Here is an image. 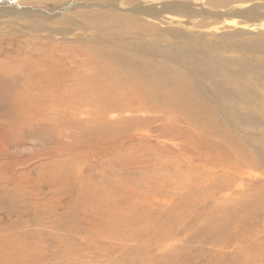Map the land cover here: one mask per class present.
Listing matches in <instances>:
<instances>
[{
  "label": "rangeland",
  "instance_id": "obj_1",
  "mask_svg": "<svg viewBox=\"0 0 264 264\" xmlns=\"http://www.w3.org/2000/svg\"><path fill=\"white\" fill-rule=\"evenodd\" d=\"M137 1L0 0V264H264V0Z\"/></svg>",
  "mask_w": 264,
  "mask_h": 264
},
{
  "label": "bare ground",
  "instance_id": "obj_2",
  "mask_svg": "<svg viewBox=\"0 0 264 264\" xmlns=\"http://www.w3.org/2000/svg\"><path fill=\"white\" fill-rule=\"evenodd\" d=\"M92 1H99V0H89V2L91 3V4H97V2L96 3H94V2H92ZM105 3H103V4H114V2H116V1H120V0H103ZM144 1L145 0H138L137 2H136V6H140V8L139 9H137V10H135V14H138L139 16H141V17H143V18H145V19H147V20H152V21H159L160 22V24H164V25H166V24H168V22L167 21H165L166 20V18H171V22H170V25L172 24V23H174V25H175V23H178V24H183V23H186V21H181L180 19H182V17L184 16L182 13H184V12H189V13H191V14H193V13H196L197 15H201V14H204V15H206V14H208V15H211L212 13H209V11H207L205 8H204V6H205V4L206 3H208L209 5H213V4H215L217 1L216 0H191V1H194V2H186L185 3V1H182V2H180V1H178V0H174V1H171V0H162V1H160V2H158V3H156L155 1H152V0H147L146 1V3H144ZM220 2V1H219ZM222 2V1H221ZM248 5V4H247ZM245 5V7L244 8H236V10H229L227 13H225V14H222V13H219V14H216V15H214V16H218V18L219 17H221L222 15H230L231 17V19L232 20H230L229 21V23H230V25L231 24H233L234 26H238V25H242L241 26V28H244V29H251V30H256V29H259V30H264V22H261V23H259V24H256V23H254L255 22V20L252 18V17H249V15L251 14V13H253V12H256L257 11V9L258 8H255L256 6H253V5ZM253 6V7H252ZM111 7H113V8H115V9H118V10H120V12H123L125 9L124 8H119L118 6H115V5H111ZM198 7H200V9H198ZM258 7H260V8H264V4H259L258 5ZM23 9V8H22ZM21 10V9H20ZM188 10V11H187ZM184 11V12H183ZM20 12H22V11H20ZM108 12V13H107ZM106 12V14H109V16L108 17H110V21L108 22V23H111V21H113L112 23H114V25H116L115 24V22H117V24H119V23H124V24H127V19H126V17L125 16H123V15H120V14H115L114 12H112V11H107ZM46 14H49V15H52V12H45ZM81 13V12H80ZM188 13V14H189ZM25 14H27L30 18L31 17H35L36 15H40V13H38L37 12V9H31V8H28V13H25ZM94 14H96L95 13V11H88L87 12V16H84V14H83V16L87 19V20H89V21H92V22H94L95 23V25H96V27L97 28H99L101 31H105L104 33L105 34H114V33H117L118 31L117 30H112V29H109L108 30V28H109V25L110 24H108V23H106V22H104L103 20L106 18H100V17H95L94 16ZM98 14H101V13H98ZM105 14V15H106ZM26 15V17H28ZM53 15H56V12H54V14ZM102 15V14H101ZM104 15V16H105ZM163 15H165V16H163ZM194 15V14H193ZM161 16H162V18H161ZM195 16V15H194ZM213 16V15H212ZM87 17H89V18H87ZM101 17H103V15L101 16ZM187 17L188 18H190V19H193V17H189L188 15H187ZM186 17V18H187ZM175 18H178V19H175ZM185 19V18H184ZM41 20V19H40ZM237 20H239V21H242L241 23H238V21ZM119 21H121V22H119ZM188 22L190 21L189 19L187 20ZM257 22V21H256ZM169 25V24H168ZM238 28V27H237ZM120 31H122V30H120ZM193 50V49H192ZM149 51H150V49H149ZM194 55L196 56V49H195V47H194ZM192 52V51H191ZM147 55H148V53H147ZM178 57V56H177ZM85 62V61H84ZM250 65H253V64H250ZM255 65V64H254ZM256 65H258V64H256ZM261 65V64H260ZM263 65V64H262ZM242 67V66H241ZM256 67V66H255ZM259 67V68H258ZM200 68V67H199ZM252 68V67H251ZM254 70L259 74H262V73H264V66H263V68L261 67V66H257V69L256 68H254ZM203 71V70H202ZM113 72V71H112ZM102 74H106V72H103ZM110 74H111V72H110ZM110 74L107 76V80H110ZM136 75H139L140 76V74L138 73V72H136L135 73ZM154 74V73H153ZM259 74V75H260ZM54 76V75H56V70H54V69H51V70H48V71H44V72H42L41 74H40V76H39V79L38 80H40V86H42L43 85V83H44V81L43 80H41V78H43V79H47V77H49V76ZM107 75V74H106ZM152 76H155V74L154 75H152ZM170 76V75H169ZM168 76V77H169ZM262 76H264V75H262ZM105 77V76H104ZM142 78H144V77H142L141 76V78H140V83H143L144 82V80L142 79ZM155 78H157V76L155 77ZM158 78H160V77H158ZM171 78V77H170ZM169 78V79H170ZM178 78V77H177ZM172 79V78H171ZM170 79V80H171ZM175 79V78H174ZM157 80V79H156ZM159 80H162L163 81V79H159ZM118 81H120V80H118V79H116V78H114L112 81H111V83H110V87H109V90H113V91H116V89H119V91L117 92V94L118 95H120L121 93H120V86L123 84L122 82H118ZM162 81H158V82H162ZM173 81V83L175 82L174 80H172ZM182 84H183V87H184V81L185 80H183L182 79ZM61 78L60 77H58L57 75H56V78H54L52 81H51V83L52 84H55L56 83V88L57 87H60V85H61ZM157 82V83H158ZM170 82V81H169ZM180 82V81H179ZM50 83V82H49ZM171 83V82H170ZM177 83H178V81H177ZM161 84V83H160ZM160 84H158L159 86H160ZM162 84H163V82H162ZM161 84V85H162ZM168 84V83H167ZM193 84H195V83H193ZM197 84V83H196ZM141 85V84H140ZM143 85V84H142ZM175 85V84H174ZM179 85V87L180 86H182L181 85V82H180V84H178ZM191 85V84H190ZM189 84H188V88L190 87L191 88V86H190ZM123 86V85H122ZM177 86V85H176ZM175 86V88H177ZM193 86V85H192ZM197 86V85H196ZM142 87V86H141ZM187 87V86H186ZM199 86H197L196 88H198ZM217 87H219V86H217ZM39 88V87H38ZM181 88V87H180ZM195 88V89H196ZM200 88V87H199ZM31 89V88H30ZM126 89V88H125ZM178 89V88H177ZM194 89V90H195ZM219 90V88H216V89H214V90ZM49 90V89H48ZM143 90V89H142ZM147 90H149V89H147ZM183 90V89H182ZM184 90H185V88H184ZM183 90V91H184ZM187 90H189V89H187ZM231 90H233V91H238V89H237V87H235V88H233V89H231ZM31 91V90H30ZM113 91H110L109 93H108V95L109 96H112L113 95ZM175 92H176V90H174ZM178 91H180V90H178ZM177 91V93H179ZM190 91H192L191 89H190ZM196 91V90H195ZM55 92V90L53 89V91H52V93H54ZM186 92V91H185ZM124 93H125V91H124ZM182 93V92H181ZM181 93H179V95L182 97L183 96V98L186 96L187 98H188V96L189 95H183V93H182V95H181ZM187 94H188V91L186 92ZM192 93V92H191ZM215 93V92H214ZM216 93H218L217 91H216ZM219 93H220V91H219ZM219 93H218V95H219ZM224 93H227V92H224ZM193 94V93H192ZM221 94V93H220ZM40 95V97L42 96L41 94H39ZM127 95V94H126ZM129 95V94H128ZM150 95V94H149ZM121 96V95H120ZM220 96H222V95H220ZM224 96V95H223ZM225 96H227V94L225 95ZM231 96V95H230ZM148 97V96H147ZM193 97V96H192ZM216 97H217V94H216ZM142 98H144V97H142ZM228 108V107H227ZM227 108H226V110H227ZM231 109V108H230ZM224 110L225 109H223V112H224ZM225 110V111H226ZM228 111V110H227ZM231 112H232V110L230 111V112H227V113H229V114H231ZM225 114H226V112H225ZM232 115L235 117V113L234 112H232ZM227 116H228V114H227Z\"/></svg>",
  "mask_w": 264,
  "mask_h": 264
}]
</instances>
